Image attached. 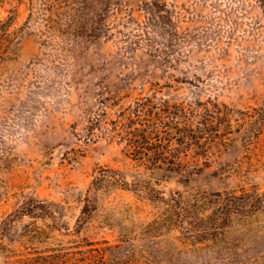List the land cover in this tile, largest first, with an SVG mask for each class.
Wrapping results in <instances>:
<instances>
[{
    "label": "rangeland",
    "instance_id": "374dc122",
    "mask_svg": "<svg viewBox=\"0 0 264 264\" xmlns=\"http://www.w3.org/2000/svg\"><path fill=\"white\" fill-rule=\"evenodd\" d=\"M0 264H264V0H0Z\"/></svg>",
    "mask_w": 264,
    "mask_h": 264
}]
</instances>
